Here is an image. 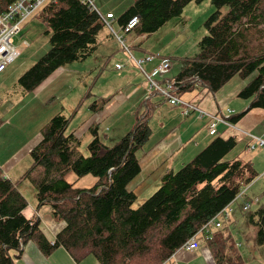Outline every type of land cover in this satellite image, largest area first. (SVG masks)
Masks as SVG:
<instances>
[{"label": "trees", "instance_id": "obj_1", "mask_svg": "<svg viewBox=\"0 0 264 264\" xmlns=\"http://www.w3.org/2000/svg\"><path fill=\"white\" fill-rule=\"evenodd\" d=\"M16 1L0 0V14ZM192 1L134 0L118 18L123 35L110 30L107 36L116 37L132 50L125 34L148 37L181 16ZM212 2L216 9L205 22L207 33L198 42L199 51L193 56H170L182 61L179 72L170 79L174 91L182 94L198 87L215 94L239 78L246 83L238 97L251 100L249 109H264V0ZM39 13L47 27L50 49L19 77L24 91L34 90L59 68L96 54L104 27H110L85 0H50ZM133 16L139 17V23L125 29ZM157 54L150 61L167 58L171 62L160 52L141 59ZM131 59L145 76L150 73L144 67L150 61L140 67L139 58ZM150 92L136 111L132 129L114 144L101 138L99 127L91 128L88 155L80 149L81 137L75 131L68 133L71 117L63 111L41 129V138L30 151L32 165L23 178L35 186L38 204L50 206L53 215L65 223L53 243L41 220L26 216L27 198L0 166V264H15L13 253L20 256L30 240L46 255L62 246L76 260L94 255L98 264H166L195 236L207 243L216 264H246L232 236L223 228L214 231L205 227L259 177L251 160L227 158L239 144V136L217 135L218 125L238 124L245 111L236 114L229 109L230 117L223 114L217 136L179 169L165 171L159 187L138 204L140 195L130 184L141 172V151L152 134L150 120L159 102L151 97L161 95ZM70 172L75 173V181L67 178ZM87 174L94 175L97 182L90 187L76 186ZM242 210L256 228V242L264 244V206L250 215Z\"/></svg>", "mask_w": 264, "mask_h": 264}, {"label": "rangeland", "instance_id": "obj_2", "mask_svg": "<svg viewBox=\"0 0 264 264\" xmlns=\"http://www.w3.org/2000/svg\"><path fill=\"white\" fill-rule=\"evenodd\" d=\"M92 2L101 14L106 15V12H104L103 9L105 11L111 9L110 11L116 15V23L119 25V16L126 11L134 0H92ZM215 9L216 7L212 0H194L185 7L181 16L172 18L157 32L148 37L137 36L134 32L125 34L127 44L131 45L132 38H136L139 42H143L141 46L145 50L152 53L164 52V54H168V56H193L199 51V40L207 33L205 22ZM227 9L228 7L224 6L222 11L226 12ZM39 14L38 11L28 17L23 23L22 29L16 33L14 41L19 55L10 62L6 70L0 74V128L5 125V127L0 130V159L3 161L8 158L4 165L6 169H9L10 171L11 164L13 162L17 164L11 171V175L16 181H20L23 173L32 165V157L30 153L32 143L36 139L37 142L40 140L41 129L57 112L63 111L71 117L68 133L75 131L76 134L81 137L82 143L80 149L85 155H88L89 152L87 145L93 138L91 128L94 125L99 127L101 138L106 143L114 144L117 142V140H110V138L113 137V130L109 131V124H102L99 120H96L98 114L103 111L105 106L107 109L108 107L110 109L112 105H117L121 106L117 111V114L121 115L126 111V107L130 104L129 100L124 106L121 105L123 104V98L127 95L126 92L128 89L119 91V93L113 97L103 98L104 91L108 89L112 83L117 82L119 85L124 87L127 86V81L121 80L124 77H114L112 76L113 71L108 69L111 68L112 70H116V62L122 63L125 62V60L126 62L131 60V55L128 51L123 49L118 39L115 37L114 41L106 35V33H110V30L107 29V27H104L100 38L102 43L104 40L106 42H109L107 40L114 41L115 50L107 55L105 59H97L98 55L94 54L84 61H77L68 64L59 69L65 72L59 71L56 76L62 72L63 73L60 76H57V78H54L49 85L43 86L42 88L37 87L31 91H24L18 82L19 77L50 49L49 35L45 32L47 27L40 19ZM261 28L264 36V25ZM120 35H123L121 31ZM145 42H147V44H145ZM101 50L103 51V49H100V52ZM104 51L106 52L108 49H104ZM131 51H134V47H132ZM118 52H120V54H117ZM145 63L144 67L146 66ZM171 64L172 70L170 76L173 77L179 72L182 66V61L175 57H171ZM66 68L67 70H65ZM81 69L88 72H82V75L80 76L74 75V78L69 81L71 72L68 70L79 71ZM129 69H132L130 65L126 66L124 70ZM137 70L140 74H143L139 67ZM157 78L159 77L157 76ZM67 81L68 84L64 87V91L55 94L54 91L58 89L61 84H66ZM113 87L117 88L116 86ZM188 94L189 93H175V95L184 102H187ZM157 96L163 97L161 95ZM93 104H96V106H93ZM181 107L184 108L183 105H180V108ZM209 111L212 113L215 112L213 110ZM114 116H116V113ZM204 116L206 119H209L208 116ZM153 118V120H150V123L153 130L157 131L158 129H155V127L158 125L160 117L157 115L155 117L153 116ZM207 129L209 132V126ZM129 130H127V132ZM236 130L239 131V133H243L241 128H237ZM127 132H124L120 138ZM105 134H110L109 138H106ZM238 135L241 137L245 136L242 134ZM242 141H240L227 156L228 159L234 157H246V144ZM252 144H249V149ZM189 148L190 146L186 147V150ZM181 155L182 158L183 155L186 158L190 157L188 156L187 151H183ZM191 159L192 158L185 159L183 163H187ZM177 163L178 161L173 162V164ZM180 165H182V163ZM161 172L162 168L160 166L145 178L148 182L147 187L154 184V182L157 181L165 171ZM67 178L70 181H75L76 175L74 172H70L67 174ZM96 182L97 178L94 175L87 174L76 181V186L90 187ZM19 183L24 187V192L30 205H33L30 201L35 202L36 200L35 186L29 179L20 181ZM159 185L160 183L154 184L145 190H142L144 187H138L135 189L140 195L137 203L139 204L143 202V200L154 193ZM249 186L250 185L244 187L245 193ZM251 205L252 202H250V208ZM45 208L51 211L50 206H44L43 211H46ZM250 208L247 211H250ZM253 210L254 208H252V211ZM251 213L252 212H247L248 215ZM231 218L229 220L223 219V225L225 222L230 221ZM41 226L44 230V223H41ZM229 228L231 231L227 229L225 230V233L233 237L232 243L236 244L240 249L245 263L264 264V244H259L252 239L255 235L254 229H251V226L250 229L244 227L243 223L240 224L239 228H235V223L231 224ZM232 231L233 233H231ZM89 256L96 259L94 255ZM214 263L216 264L215 260Z\"/></svg>", "mask_w": 264, "mask_h": 264}, {"label": "crops", "instance_id": "obj_3", "mask_svg": "<svg viewBox=\"0 0 264 264\" xmlns=\"http://www.w3.org/2000/svg\"><path fill=\"white\" fill-rule=\"evenodd\" d=\"M111 9H108L104 12L105 14H102L104 18L106 19V22L110 24V27L107 25V29L113 31L120 35L121 25H117L116 21V15L112 18H107V15L109 13H112L110 11ZM108 30V31H109ZM112 31V30H111ZM110 32V31H109ZM109 33H106L108 35ZM115 37L112 39L114 40ZM109 42H106L105 40L102 43V46L100 49H103V51L100 49L97 51V59H105L107 55H109L111 52L115 50V40H107ZM132 46L134 47V51L132 52L133 56L136 58H143L145 55L150 54L152 52H149L148 50H145L141 44L143 42H139L138 39L132 38ZM147 44V42H145ZM104 49H108V51H104ZM157 50V49H156ZM99 53V54H98ZM117 54H120L118 52ZM115 54V55H117ZM164 57H169L168 54L161 53ZM114 55V54H113ZM162 60L161 58H158L154 61H150L149 63H145V69L147 71H151L154 66L159 64ZM115 63V69L112 70L111 68L108 69L110 71H113L114 77H124L121 80L127 81V86H122L117 84V82L112 83L113 86H116L117 88L113 87L112 84L106 89L103 93V98L106 97H113L119 91L126 90L127 95L125 98H123V104L124 106L127 101L130 100V104L126 107V111L122 113L121 115L117 114V111L121 108V106L112 105L111 110L106 108V106L103 108V111L98 114L97 119L102 124H109L110 128L109 131L113 130L112 138L110 140H117L120 138L124 132H127V130L131 129L135 122H136V111L139 108V106L142 104V102L150 96V91L148 89V81L147 78L142 71L143 74H140V72L137 70L136 63L131 59L130 61L122 62L123 65L122 68L116 67ZM130 65L132 69L124 70L126 66ZM60 69V68H59ZM56 70L50 77H48L44 82H42L38 87H43L49 85L54 78H57V76H60L63 72V70ZM67 70V68L65 69ZM141 70V69H140ZM172 70V64L171 69L166 76L162 77L161 79H172L174 76H170ZM59 71H63L62 73L58 74ZM71 72L69 81H71L74 78V75H82V72H88L84 71V69H81L79 71L76 70H68ZM171 81V80H170ZM246 82L239 79L234 78L230 82H228L222 89H220L217 93H211L206 88H196L192 91H188L186 93H189L187 96V103L196 104L197 106L209 111L213 110L215 114H218L219 116L223 117V114L226 117H230L229 109H234L236 114H239L241 112L245 111V115L239 120L238 124L228 127L227 125L220 124L218 125V131L219 133L217 135H220L222 137H230L232 135H238L242 134L245 135L243 137L239 136V140L244 142L246 144V157H241L243 159L251 160L254 164V167L256 168V171L259 173L258 180L256 179L252 184H250L249 188L247 189L246 193L242 197L236 198L230 206L234 209L232 211V218L230 221L225 222L223 225V232L225 230H230L229 226L233 223H235V228H239L240 224L243 223L244 227H247L250 229H254L255 235L252 237L253 240L256 239V228L249 222V220L244 215L242 206L243 203L252 200L255 198V201L252 202L251 208L249 212H253L254 210H258L259 208L264 206V145L257 146L256 148H252L254 143H257L259 140H264V109L263 108H253L249 109L251 100H244L238 97L240 89L243 87V85ZM68 84V81L66 84H61L58 89H56L54 92L62 93L64 91V87H66ZM152 101L159 102L152 114L153 116H159L160 120L158 122V125H156L155 129L158 130L155 131L152 128V134L149 138V140L146 142L147 145H144L142 151H141V172L135 177V179L130 184L131 188L137 189L138 187H144L142 190H145L154 184L160 183V178L154 182V184L149 185L147 187V180L145 179L149 174L153 173L154 170H157L160 166L163 171L168 170H176L179 168L182 164H184V160L192 158L201 148L205 147L214 137L211 136L208 132V125L210 119H207L206 117L198 110L193 109L189 113L184 112V108H180V106L177 105H171L169 101L164 97H159L157 95L151 97ZM102 109V108H101ZM199 113H198V112ZM116 113V116H114ZM152 122V121H151ZM151 124V123H150ZM5 125H3L2 128H4ZM237 128H241L243 130V133H239L237 131ZM110 134H107L106 138H109ZM37 140V139H36ZM34 141L31 145V150L33 146L36 144ZM253 143V144H252ZM249 144H252L250 149L248 148ZM257 145V144H256ZM190 146L188 150H186V147ZM30 150V151H31ZM187 151L188 156L190 157H184L182 158V152ZM252 151V152H251ZM178 154V155H176ZM8 160V158L1 161L0 159V166L2 167L4 173L6 176H8L10 179H12L14 182L18 183L19 189L21 192L25 195L24 187L19 183L20 181L26 180L23 178V175L21 177L20 181H16L14 177H12L11 171L15 168L17 164L14 162L11 164V171L9 169H6L5 162ZM14 161V160H12ZM178 161L177 164H173V162ZM28 170V169H27ZM26 170V171H27ZM25 171V172H26ZM25 172L23 174H25ZM161 172V173H162ZM259 187V188H258ZM258 188V189H255ZM35 190V188H34ZM252 190V191H251ZM261 192V193H260ZM26 197V195H25ZM36 197V192H35ZM248 199V200H247ZM247 200V201H246ZM257 200V201H256ZM29 202V201H28ZM32 202L33 205H28V207L25 209V214L27 217H34L36 216L41 220V223H44L45 228L44 232L46 233V236L48 239L53 243L56 240L57 234L63 229L65 226V223L57 219L52 211L47 210L43 211L44 206L48 205H42L40 206L38 204L37 198L35 202ZM252 208L254 210L252 211ZM212 230H217V228H212ZM231 231V230H230ZM213 232V231H212ZM233 233V231L231 232ZM212 233H210L211 235ZM256 241V240H255ZM14 255V263L15 264H98V261L93 258L92 256H87L83 258L82 260H76L69 252L66 250V248L60 246L56 248L54 251H52L51 254L46 255L38 246V244L30 240L24 247L23 252L19 256L17 252L13 253ZM166 264H215L213 260L212 253L210 249L208 248V245L205 241L199 240V246L195 248L194 250H186V249H180L178 250L171 258V260Z\"/></svg>", "mask_w": 264, "mask_h": 264}, {"label": "built area", "instance_id": "obj_4", "mask_svg": "<svg viewBox=\"0 0 264 264\" xmlns=\"http://www.w3.org/2000/svg\"><path fill=\"white\" fill-rule=\"evenodd\" d=\"M49 1L50 0H17L12 5H10L6 11L0 14V74L3 73L7 68L8 64L12 62L15 58H17V56L19 55L14 41V37L16 33L22 29L23 23L28 17L38 12ZM85 1H89L94 6L92 0H85ZM112 17H114L113 13H109L107 15V18H112ZM138 23H139V17L133 16L127 22L125 29L129 30L137 26ZM111 30L113 31L112 28ZM123 47L133 57L130 47L126 45H123ZM158 55L159 54L148 55L144 59L137 60L136 62L141 67V64L144 61H150L153 57H156ZM116 67L121 68L122 64L117 63ZM170 69H171V62L169 59L165 58L159 64L158 68H156L154 71H152L151 73L146 72V76L149 81V90L154 92H159L169 101L171 105H183L184 112L186 114L189 113L191 109H198L203 115L208 116L210 119L208 125L209 133L211 135H216L217 124L219 121L222 120L221 118L223 117L217 116L211 113L210 111H207L197 106L196 104L184 102L177 95H175L172 81L167 80L163 82V80L161 79L162 77H164L166 74L169 73ZM157 76H160V79H158ZM262 145H264V140H259L257 143H254L252 148L254 149L257 146H262ZM244 193H245V188L243 189L241 194ZM252 201H255V198L245 203L243 209L248 210L250 208V202ZM232 211L233 208L230 205H228L221 214L214 217L208 224L205 225V227L207 229L222 227L223 226L222 220L223 219L229 220L232 216ZM198 246H199V241L195 236L192 237L190 240H188L183 245V248H185L186 250H193Z\"/></svg>", "mask_w": 264, "mask_h": 264}]
</instances>
